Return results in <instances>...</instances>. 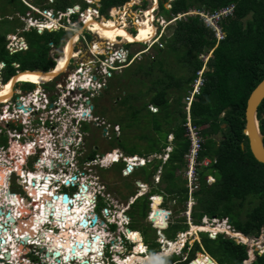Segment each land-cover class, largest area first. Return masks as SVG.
I'll list each match as a JSON object with an SVG mask.
<instances>
[{
	"label": "trees",
	"instance_id": "16d2710c",
	"mask_svg": "<svg viewBox=\"0 0 264 264\" xmlns=\"http://www.w3.org/2000/svg\"><path fill=\"white\" fill-rule=\"evenodd\" d=\"M0 2L2 1L0 0ZM6 2L8 5H12L13 12H21L25 15L27 6L24 5L22 0H6ZM68 2L69 0H56L54 3L48 2V0H32L31 3L46 10L52 8L56 12H64L67 7H71ZM127 2L129 0H102V13L108 12L110 8L123 6ZM166 2L167 0H159L160 9L166 14L172 13L176 17L191 10L213 13L231 5L235 6V11L232 17H227L221 21V27L226 37L220 42L215 37L214 32L205 26L200 17H187L184 20H177L173 35L170 38L163 37L162 39L165 45L164 49H159L157 45L153 47L157 51V61L146 60L145 62L143 60L138 62L135 60L129 66L136 69L130 75L136 77L137 74H143L145 77L151 78L149 85L143 84L142 80L136 78L137 81L140 80L146 86V90L141 89L140 97L149 98V100L144 102L142 106L136 105L134 102L138 99L129 93L123 98L121 104L130 106V109L133 110L132 120L140 128H142V116L146 114L150 118L144 126L149 131L152 129V131L145 136V133L142 135V138L144 136L150 143L154 141L153 150H150L147 154L153 152L154 148H156L157 153H162L168 146V133L173 134L174 150L169 161L164 165L165 169L161 179L162 183H166L164 189L166 197L169 199L174 198L177 203L184 205L187 200V188L182 185L183 181H180L182 177L177 176V173L185 166L184 157L190 148V142L185 136L184 128L187 121V103L185 99L191 91V84L195 81L197 72L203 67L200 55L212 51L213 55L209 59L208 71L205 74L207 82L200 95L195 98L191 105V116L195 125L202 128L208 127L202 130L205 139V150L201 154V159L212 157L216 162L213 166L200 170L201 187L195 193L198 207L194 210L193 220L197 223L204 216L228 217L232 221L235 230L245 236L258 237L264 230V164L259 163L251 153L248 139L243 131L246 124L245 112L250 95L264 80V0H176L172 3L171 12L165 8ZM1 16L2 20L0 22L9 26L13 24L11 29L16 31L20 20L17 18L9 19L13 16L11 13L7 14L5 12ZM105 22L107 21H103V23ZM88 23H96L107 27L120 26L111 21L103 24L94 19L88 20ZM10 33H0V61L6 63L2 78L4 80L5 76H9L4 85L17 74V71L41 70L47 72L53 69L55 61L50 56L51 43L57 48L62 47L64 45L62 39L72 35L71 32L65 30L45 31L39 34L37 30L33 29L23 33L29 49L10 55L7 50V36ZM168 57L174 59V62L184 72L183 74L180 76L175 74ZM14 63H18L20 67L15 68ZM155 69L156 72H154ZM158 71L162 75H157L152 79ZM124 99L127 102H124ZM149 107L156 108L157 112L151 111ZM258 118L261 131L264 134V101L259 107ZM122 123L118 122L122 131H124L128 124L126 127ZM167 127L169 131L165 130ZM153 132L156 135H152ZM214 135L222 137V141L217 143L219 144L217 148L213 138ZM92 154L90 160L96 157L95 152ZM150 154L154 155L155 152ZM134 155L136 153L129 156ZM159 165L155 166V174L152 173V175L157 174ZM17 173L19 175V171ZM22 173L24 181L26 172ZM207 173L215 177L216 182L214 185L206 183ZM27 184L31 186L28 182ZM46 184H43L40 189H35L34 193L36 195L39 193L41 198L46 197L44 200L52 201V195L57 193L54 192L51 196L45 195L49 191ZM53 186L54 183L52 182L50 190ZM142 200L146 201L141 202ZM233 200H236L240 207L245 206L247 202H255V205L244 218L235 217L231 206ZM53 203H55L53 204L55 207L54 217H57V215L60 218L62 217L69 228H74L73 220L75 219L72 220L74 214L70 212L68 217L67 212L63 211L68 206L62 204L61 200ZM148 204L149 199L145 196L138 198L132 206H143L142 214L144 215L145 210L149 208ZM152 204L154 211L162 204V199L158 197ZM220 207H223L221 212H219ZM59 208H61L60 211H58ZM153 211L149 214V218H152L158 227L161 219L154 220ZM147 214L148 210L146 216ZM130 216L132 219L135 218L133 211L130 212ZM182 224L188 229L185 219H183ZM172 226L174 224L170 222L168 229ZM203 235H205V238L202 239V244L207 254L214 258L218 264H244L249 259L247 246L237 244L235 240L222 235L216 240L211 239L207 234ZM130 236L131 240L138 243L142 242L139 233H131ZM205 242L215 243V250L222 255V257L219 256V260L216 259L218 253L216 254L205 245ZM139 248L140 251L145 249L144 246H139ZM198 251H201V247L196 243L192 254L195 255L194 252ZM206 259L208 258L205 255L199 254L195 264H207ZM212 262L209 264H216L214 261ZM149 264H157L156 259L155 262ZM251 264H264V255H257Z\"/></svg>",
	"mask_w": 264,
	"mask_h": 264
},
{
	"label": "rangeland",
	"instance_id": "374dc122",
	"mask_svg": "<svg viewBox=\"0 0 264 264\" xmlns=\"http://www.w3.org/2000/svg\"><path fill=\"white\" fill-rule=\"evenodd\" d=\"M1 1L2 2H0V14L3 15V13H5V12L7 14L11 13V14H13V16L9 17V19H11V20L15 19V18L19 19L20 23H18L17 29H19V30H17V33L22 34L23 29L27 30V28H28L27 18L32 14V10L27 7V10H25V15H23V13H21V12L15 13V12H13L12 5H8L6 0H1ZM77 3H80L82 5L83 9H85L87 7L86 3L83 2V0H69L68 5L74 6ZM156 3H157V7H156V9H153L155 7L154 5ZM172 3L173 2H171V0H167V2L165 3V8L170 12H171V8H172ZM125 5H123V6H125ZM123 6H122V8H120V10H122V12H121V15L120 14L119 15H120V18L124 17V20L120 21L118 19V15H117V17L114 18L113 20H111V22H114L118 25H121L120 23L123 22L122 23V25H124L123 28H124V30H126V32L128 34H130V32L134 33V31L132 29H135L137 32V29L139 28V27L137 28V26H138L137 22L139 20H142L143 18L147 19V17H145L146 16L145 13L150 11L151 15L149 13L148 18L150 19L149 21L151 24V32L154 35L159 32V34H162L166 38H170L173 35L174 28L176 27L177 21H174V18H172V17L175 15L172 13L166 14V12L161 10L160 6H159V0H130L129 3H127V5L125 6L126 9ZM16 12H19V11H16ZM125 12L127 13L126 15H124ZM1 15H0V21L2 20ZM103 15L106 16L107 18H109L107 13H102V16ZM109 15L112 18V15L110 14V12H109ZM113 15H114L113 17H115V14H113ZM153 15H154V18H153ZM205 15L208 16L207 13H205ZM77 17H76V19H77ZM170 17L172 20H170ZM177 18L184 20L187 18V15L185 14L182 16H178ZM11 27H13V24H11V26H9L7 24L0 22V33L15 32V30L11 29ZM154 29L156 30V32ZM72 35H73V33H72ZM72 35H70L69 37L63 38L62 43H64L66 45L68 42L67 40H69ZM134 37L131 35V39H133ZM87 38L90 39L91 37L87 35ZM152 38H153V36H150L149 42H141L138 44L128 45V46H126V49L130 50V52L132 53V56L135 53L140 52V56L136 60L138 62L143 61V60L145 62H146V60L157 61V59H158L157 54H156L157 51L153 48L155 46L153 44L155 42H157V40L152 42V40H151ZM7 42H8V38H7ZM132 42H134V41H132ZM160 44H162V47L158 44H156V45L159 47V49L160 48L164 49L165 45H164L162 40L160 41ZM61 46H62V44H61ZM87 47L88 46L86 44H83V43L80 45V49H82V50H85V48H87ZM63 48L64 47H59V48H56L54 50L51 49V52H50L51 58L55 59V57L57 55H61ZM73 48H74V45H73ZM96 48L100 49L99 47H96ZM10 55H12V54H10ZM72 55H73V53H71V55L69 57H71ZM69 57H68V59H69ZM168 58H169V60H168L169 63H172V67L174 69L175 74L177 76H180L181 74H183L184 72L180 69L179 65L176 64V62H174V59H172V57H168ZM62 59H63V56H60V59H58V60L61 61ZM135 70L136 69L128 67L127 69H124V70L114 74L113 78L109 81L108 88L105 91H103L98 97H95L92 99L93 105L95 107V113L94 114L96 116H99L101 118H105L106 120H108L109 123H111V125H119L118 122H121V123L123 122L122 124L125 126L128 124V127L126 126L127 128H125V130L121 132V136L119 134H118L119 136H117L113 132L104 133L102 129L95 128L94 125H91L92 123H85L83 126L79 125L78 128L76 129V132L74 135L76 137H78V139H79V137H81L80 138L81 141L78 140L77 143L75 144V148L77 149L76 150L77 152H75V154H76L75 157H77L76 160H77V163L79 165L78 168L81 170L84 168V169H86L85 173H88V175L83 176V179H78V181H83L84 183H87L91 187L90 193H92L93 195L96 194L95 195L96 196L95 201H96V203H98V207H102V204H107V206L109 205L110 208L108 207L107 209H111V210H109V214H110V217L113 218L112 219L113 223H114V221H116V222L118 221L117 224L112 226V230L110 231L112 234L110 235V237H113L115 235L120 236L121 233H124L123 238L122 237L121 238H122V241H126V247L120 248V250H122L124 252L123 255L126 256V254L128 253V254H133V256H134V253L138 254L139 252H145L144 256L145 257L147 255H149V256H147L146 258L142 257V260L141 259L136 260L133 263L134 264H149V263L155 262V259H156V263L159 264L158 262L160 260V257L162 256V252H161V247H162L161 245L162 244H161V239H160V236L158 234L157 228H161V229H163L164 227L166 228L167 225L165 223L166 221H165L164 217L167 215V213L160 211V209H162V207H160V209H159V206L161 204L156 209H154V211H153L154 220L155 219H159V220L161 219V222L159 223L160 225H158V227H157L156 225H153V223L151 222L152 218H150L151 221L149 220V217H150L149 212L151 211V204L152 203L149 202L150 204H148L149 205V208L147 209L148 210V216H146L147 210H145L144 215L142 214V210L144 209L143 206L140 205L137 207H133L132 205L134 204L133 202L136 200V196H137V194L134 195V193H138V192H141L143 194L147 193L146 197H148L152 193L156 194L157 193L156 190H157V191H159L158 194H162V195L166 196V191L164 190L166 183H164V182L162 183V179H161L162 175L160 177V181H158V182H157L156 178L154 179V177H153L154 175H152V173L155 174V167H154V169H152L153 166H156L155 164H157V165L160 164L159 170L161 169L162 173L165 169V167H164L165 164H162L160 161H155L154 162L155 164L153 163V164L148 165L145 168L137 169L132 174L126 176L124 174V168H125L124 163L111 164V162L109 161V158H112V157H117L116 160L112 161V163L114 161H118V156L115 153L116 151H120L121 153H124L126 155H133L136 153L139 156H145L146 157L147 152H149L150 150H153L154 141H152V143H150L147 139L144 138V136L146 134H148L152 131V129H151V131H149L147 129V127L144 126V124H147L149 122L150 118H148L146 116V114L143 115L142 120H141L142 128H140V126H137L134 123V121L132 120L131 114H132L133 110L130 109V106L129 105L126 106V105L121 104V101L123 100V98L129 93H131L136 99H138L137 101L134 102L136 105L142 106V104H144V102H147L149 100V98H141L140 97V91H141V89L146 90V86H144L143 84L149 85L151 83V78L145 77L143 74H137L136 77H134L133 75H130ZM2 72L3 71L1 69L0 70V87L2 84L4 85V82H6L7 79L9 78L8 75L5 77L3 76L4 77V80H3ZM62 72H66V69L64 68V70H62ZM154 72H156V69ZM157 73L152 77V79H154L157 75H162V73L159 71ZM61 77H62V75H61ZM61 77H59L56 80L54 79V81L52 80V82L50 81V83L48 84V87H52L56 81H59L61 79ZM136 78L142 80L143 84L140 82V80L137 81ZM22 88H31L29 90V91H31L35 87H31V86L29 87L28 84H23L22 86L18 85L17 87H14L13 100H14V98H16L19 95V93H22L21 92ZM187 97H186V99H187ZM124 102H127V101L124 99ZM130 102H132V101H130ZM149 109L151 111L153 110L151 107H149ZM15 125H19V127H18L19 130L23 129V127L20 126V123H11L8 125V127H7L6 123H0V130L5 132L3 134L0 133V164L9 166L10 168L14 169L11 172L12 175L11 174L9 175L8 182L13 183L12 186L14 188L12 190L14 192H17V193L23 195L24 197H26L25 191L22 190V188H24L25 185L19 184V181L21 180L20 175H18V173L15 171L16 168H14V165L15 164L20 165L21 164L20 161H22V157H26V156L28 157V155H31L33 152L29 148H26L25 150H23V145H19L21 143H18L16 140H13L10 137V133L13 131V129H15V127H14ZM223 127L225 128V126H223ZM207 128L208 127H206L205 129H207ZM165 130L169 131L168 127ZM7 133H9V134H7ZM143 134H144V136H143L144 139L142 138ZM63 135H64V137H66L65 134H63ZM152 135H156V134L153 132ZM170 135H171V133H168L167 138H168V141L170 140L169 144L173 145L172 144L173 140H172ZM67 137H68V134H67ZM213 138H214V141L216 142L215 146L217 148L219 145L217 143L222 141V137L219 135L218 136L214 135ZM68 141L71 142V140H68ZM95 148H96V152H95ZM155 149L156 148H154L153 152H156ZM70 152H72V149L70 150ZM93 152L96 153V155H95L96 157H95V159L90 160V158L92 159V156H93L92 153ZM153 152L151 151L150 153H153ZM34 154L35 155L32 158H27V157L25 158V160H24L25 164H24V166L20 165V168H21L20 170L21 171L27 170V172L25 173V178H24L23 182L26 183L27 186H29L27 184V182L31 185L27 188L26 192L28 193V196L33 197L35 199V201H37L35 203V205H37L35 207L36 211L30 212L29 208H27V206L21 202L20 198L15 197L14 195L13 196L11 195V198H9L10 201L8 202L10 207H11L10 211L14 214V216L12 215L14 217L13 219H15L16 221L18 218H20V216L26 215V213L28 211H29V214L30 213L32 214L31 219L28 221L23 220V219L21 221L18 220L19 221V226H17L18 233L22 234V233L29 232L31 230V227H34L35 225H37L39 223V219L42 218V217L37 218L38 222H34L35 216L38 213L44 215V217L42 218L44 220V222H43L44 226L47 225V222L50 220L49 224L53 225L52 228H56L57 226H59V227L62 226L64 228V225H65L67 230H68L70 228L68 227V224L64 220L60 219V217H58V215H57V217H54V215H51V212L49 211V209H47V206L45 205L47 200H44V198H46V197L41 198V196H37L36 193H34L36 191L35 187L32 185V183L29 180H27V178H28L27 173L28 172L29 173L39 172V170H42L43 173H45V174H46V171L51 172V170L44 168L45 165L42 164L43 158H42V156L40 157V155H38L40 153H34ZM70 154H71V157H73V154L72 153H70ZM52 155L56 156L57 154L52 152ZM65 157H66V159H65L66 162L63 163L65 165H61L62 168H68V165H67L68 162L72 161L75 158L74 157V158L70 159V157H68L67 155H65ZM101 159L105 160V162H102L103 164L101 163ZM211 159H214V158H211ZM86 160H88V161L86 162ZM54 161H55V163H57L59 165L61 164V163H59V159H55ZM13 163H14V165H13ZM56 167L57 166L55 165V168ZM52 168L54 169V167H52ZM43 169H45V171ZM67 170L71 171V169H67ZM183 170L184 169L180 170L177 173V176H181V173ZM55 171H56V169H55ZM74 176H76V174ZM43 179H42V181H43ZM46 180H48L47 181L48 183L47 182H46L47 184L45 183L46 188L49 187V191H51L52 194H54V192H58V189H56V188H51V190H50L51 183L52 182L54 183V181H50L48 176L44 179V181H46ZM138 181H141L144 184H146L148 188H146L144 186V188H142V191H139V188L137 186ZM180 181H184V180L180 179ZM9 183H8V185H9ZM65 183H66V181H65ZM71 183H78V182L76 180V181H71ZM55 184H56L57 188H60V185H58L57 182ZM211 185H214V184H211ZM183 186H185V185H183ZM63 188H65V187H63ZM65 189L69 192V194L75 192L74 188H71V189L65 188ZM60 192L63 193V194H61V196H63L64 190L62 189ZM9 193L11 194L10 191H9ZM125 196H126V199H125ZM80 197L81 196H79L78 199ZM1 198L2 197H0V199ZM149 199L151 201V197ZM171 200L175 201L174 198L169 199V198L165 197V204L163 205V207L165 208L164 210L171 209L172 211H174V215L171 216V220H169V222H172L174 224V226H172L168 230H165L164 233H165L167 239H169L170 241H176L178 239L177 234L179 232H184L185 230H187L186 227L182 226L183 225L182 224L183 219H185V218H183L185 216V212H184L185 207H184V205H182V206L173 205V202H172V204L169 203V201H171ZM16 201L18 202V204L16 203ZM144 201H146V200H142L141 202H144ZM73 202L75 203V201H73ZM48 204H50V203H48ZM82 204H83V206H88L89 202H84ZM184 204H185V202H184ZM195 205H196V201H194V207H195ZM254 205H255V202H252V203L247 202L245 206L240 207L238 205V202L236 200H233V204H231L232 209H233L232 211H234L233 216H235V217L240 216V217L244 218L250 212V209H252ZM77 206L78 205H76V206L74 205L75 210H76ZM132 207H133V209H132ZM196 207H198V206H196ZM18 208H26V210H18ZM48 208H50V207H48ZM90 208H91V206L88 207L89 211H90ZM60 209L61 208H59L58 211H60ZM68 209L69 208H67V210ZM222 210H223V207H220L219 212H221ZM69 211L71 212L72 210L70 209L67 211L68 217L70 216ZM131 211H133V213L135 215V218H133L134 220L130 216ZM49 212H50V214H49ZM76 212H79V214L81 213L79 210H76ZM56 214H60V213H56ZM120 214L128 217V219L126 220L125 218H123V220H125V221H123ZM57 219L60 220V222L58 224L56 223ZM73 219H75V220H73ZM101 219H103L102 213H101ZM72 220H73L75 227H76L74 229H78V231H81L80 228H82V230L90 229L89 227L83 228L81 226H80V228H78V224L82 220L81 214H80V216H78V218L72 217ZM162 221H163V223H162ZM123 222H124V226H121V224ZM25 225H27V227H25ZM109 228L111 229V227H109ZM129 229H131L133 231L137 230L135 232H139L140 235H142L141 240L143 238L145 245L149 246L148 251H147L146 247H145V250L142 249L141 251L139 250L140 248L138 246L134 247V248L132 247L133 246L132 244H134L135 242H132L127 236V234H128L127 232ZM206 229L207 228H203L202 230H206ZM67 230L66 231H64V230L60 231L58 233V235H55V232L49 233L45 230V233H46L45 235L49 239H50V236L52 235L51 238L53 240L54 247L58 248L57 251L60 250V252H62L63 250L67 249L71 253H75V254L84 253L83 250L85 248H83L81 250L77 249L76 252H72V246L75 245V242H76L78 236H74L72 232L68 233ZM198 231H201V229H198ZM30 232H32L31 236L33 239H34V236L36 235V233L38 234V232H35L34 230H31ZM47 233H49L50 235H47ZM236 234H238V233H236ZM87 235H89L87 232L81 234L80 238H78V240L79 241L82 240V242H84V244L86 245L87 244L86 243ZM13 236L17 237V235L15 233H13ZM199 236L201 237V239L205 238V235L201 234ZM40 237H42V236H40ZM44 237L45 236L43 235L42 238H44ZM1 238H3V237L0 235V239ZM244 238L242 237L241 240L246 241L245 243H247V239L245 238L246 239L245 240ZM19 240L20 239L18 238V241ZM35 241H39V240H35ZM193 241H191L190 243H192ZM248 241H249V239H248ZM59 243H60V245H62V247H60V246L58 247ZM249 243H250L249 244L250 247H249L248 253L252 254L251 255L252 261H254L257 254L258 255H264V230H263V232L260 233V235L258 237H253V236L250 237ZM172 244H175V242ZM183 244H184V242H183ZM214 244L215 243H213V242L212 243L205 242V245H207L211 250H213L217 254L218 252L215 250ZM85 245H84V247H85ZM122 245H123V243H122ZM178 246H180V245H178ZM6 247H7V249H5V250L2 249V251H4L3 253L0 250V255H2L4 257H5V254H9L10 252L12 254V252H13V250L9 247V244H7ZM202 247H203V251L206 252L204 245H202ZM132 248L134 249L133 251H132ZM177 248H179V247H176V249ZM252 249L254 250V252ZM31 250H32L31 254L38 257V259L41 261L42 264L52 263L49 259L43 258L44 257L43 255H39L37 252H35L36 251L35 249H31ZM16 251H17V249H16ZM84 251H86V250H84ZM33 252H35V253H33ZM169 252L170 251H168V247H166L164 254L171 255L173 253L172 252L169 254ZM197 253H199V252H197ZM89 254H90V256H92V258L95 259V260H93V259L92 260L97 261L99 264V262L101 261V260H99V258H101V256H102L101 248L99 246H97L94 253H89ZM155 254H157L156 257H154ZM196 254L195 255L191 254L190 260H192L196 256ZM151 256H153V258ZM174 256H176V257L171 258V259H168V258L162 259L161 260L162 264H172L175 261L180 259V256H178V255H174ZM205 256L208 258L205 261H207V263L209 264L211 262V258L208 255H205ZM219 256L222 257V255L220 253H218L216 255L217 260H219ZM22 257H25V256L23 255ZM19 260H21V259L19 257L17 258V252H16V260L15 261H13L12 259H11V261H8V260H6L5 262L0 261V264H15V263H19L20 262ZM22 260H24L25 264H41V263H38V261L34 260L33 258H26L25 257V258H22ZM55 261H56V259H55ZM114 263H115V261H114ZM118 263H119V261H118ZM94 264H97V263L94 262ZM180 264H183V263H180Z\"/></svg>",
	"mask_w": 264,
	"mask_h": 264
},
{
	"label": "built area",
	"instance_id": "2783aa9c",
	"mask_svg": "<svg viewBox=\"0 0 264 264\" xmlns=\"http://www.w3.org/2000/svg\"><path fill=\"white\" fill-rule=\"evenodd\" d=\"M84 1L87 5L85 9H83L81 6H74L66 8L64 12H56L55 10L41 11L32 5V0H22V2L32 10V13L35 12L40 16L39 18H36L35 15L31 14L27 18L28 30L37 29L40 33H44L45 31L56 32L65 30L66 32L73 33L74 37L78 36V39L75 42L73 48L74 57H72L70 63H68L66 72L60 73L55 78L56 80L62 75L61 79L56 81L52 87H48V84L50 83L48 82L41 85L36 84L35 88L31 91H29L31 88H22V93H19V95L14 98V100V93H12L8 101L0 103V123H6L7 127L11 123H20V126L23 127L22 130H19V125H15V129H13V131L10 133V137L13 140L21 143L19 145H23V150L29 148V145H31V151L33 153H40L42 158L45 157L48 151L57 154V159H59V163L61 164L59 165L53 160L54 163H52V166L54 169L48 173V177L50 181H58L57 183L60 185V188L56 187L58 191H61L62 187L68 189L77 187L78 183H72V185L65 184V181L71 180V177L74 176L75 172L81 176L80 179H83V176L87 175V173H85L86 169L83 168L81 170L78 168L79 165L76 160L77 157H75V152H77L75 144L78 140L81 141V137L78 139V137L74 135L79 125L83 126L85 123H92L91 125H94L95 128L102 129L104 133L113 132L117 136L121 134V126L111 125L104 118L94 114L95 107L93 105L92 99L98 97L108 88L109 81L113 78L114 74L129 67L133 61L137 60L140 56V52L135 53L132 56L130 50L126 49V46L138 43H127L124 42L120 37H117V39L119 42L123 41L122 43L111 44L109 41H106L104 47L100 48L98 52H94L92 50L93 43L103 41L96 37L91 27H86L88 20L94 19L95 21L102 23L103 21H110L114 19L112 13L115 11L118 15V19L123 21L124 17L120 18L122 12L120 8H122V6L111 8V10L108 11V15L110 12L112 18L110 15L109 18H106L102 16V6L96 8V0ZM174 1L176 0H171V2ZM51 2H54V0H51ZM125 6L123 7L126 9ZM234 11L235 6L231 5L213 13L200 10H191L188 13L179 14L177 17L185 14L187 17H200V19L203 20L205 26L214 32L215 37L220 42L226 37L221 27V21L227 17H232L234 15ZM205 13H207L208 16H206ZM177 17L173 16L172 18H174V21H177L179 20ZM123 26L124 25H120V27ZM132 30L134 33H130L136 36L138 33L135 29ZM86 34L91 36L92 39L89 40ZM163 37L164 36L159 34V32L155 34L151 40L152 42L157 40V42H155L153 45L158 44L162 47L160 41L163 39ZM71 39L67 40V44L62 46L64 48L61 55H57L55 59L53 58L56 62L55 69L58 66V57L64 55V50L66 47H68V43L71 41ZM82 43L88 46L85 48V50L80 49V45ZM50 46L52 50L57 48L53 43H51ZM28 49V43L21 36L10 35L8 37L7 50L11 54H15L20 51H26ZM212 55V51L210 53L200 55V60L203 62V67L197 72L196 79L191 84L189 96L187 99H185L187 103V121L184 124V128L185 136L190 142V148L184 158L185 169L182 171L181 176L185 181L187 188L188 203L186 209L187 211L185 212L187 215L190 214L191 208L194 207L195 193L201 187L200 170L210 166L213 163V161L208 158L201 159V154L205 150V139L202 135V128L193 123L191 116V105L195 98L200 95L202 89L206 85L207 79L205 74L208 71V62ZM5 68L6 65L0 62V70L2 69V71H4ZM13 78L14 77H12L11 80ZM23 84H28L30 87L35 83H32L31 81H21L17 82L14 87H17L18 85L22 86ZM153 110L157 111V109ZM0 133L3 134L5 132L0 130ZM63 134H65L66 137H64ZM171 138L173 139V136H171ZM68 140H71V142ZM71 149L72 152H70ZM70 153L73 154V157H71ZM115 153L118 156V160H123L122 162L126 164V167L131 168L132 171L136 168H139L140 166H144L146 162L150 163L154 160L124 156V154L120 151H116ZM65 155L70 157V159L75 157L72 161L68 162V168H62L61 166L65 165L63 164L66 162ZM154 158L156 159V157ZM157 159L161 161L163 157L159 156ZM167 159L168 156L166 155L163 159V162ZM141 161H144V165L140 163ZM102 162H105V160L101 159V163ZM116 163H118V161H114L111 164ZM54 164L57 166L56 168ZM49 166L50 165L46 164L44 168L49 169ZM67 169H71V171ZM40 173L42 174L41 171ZM161 175L162 172L160 169L154 176V179L156 178L157 182L160 181ZM206 181L209 185L215 183V179L212 176H207ZM142 185L148 188L146 184ZM152 199L155 200L154 197ZM173 205H177L176 200L173 202ZM168 215H173L172 211H170ZM106 216L108 217L107 223H109L111 226L117 224L116 221L113 223V218L110 217L109 212L106 214ZM168 219L169 218L166 220ZM149 220L151 221L150 218ZM2 222L3 221L0 223L2 224ZM151 222L153 225H156L153 220ZM212 223H216L215 225L222 227V230L231 237H236L237 234H233L235 230L228 218H223L221 221L217 218H213ZM218 231L222 232L220 229ZM16 235L18 234L16 233ZM184 237L185 235L183 234L179 235L180 240L184 239ZM28 242L32 244V246H36L39 243L38 241H34V239H30ZM144 247L147 248V251L149 250L147 245ZM3 252L4 251H2V253ZM132 256L133 254H128L125 259L120 261L126 262L127 259ZM0 258L4 259V256L0 255ZM89 258L91 259L92 263L96 262L98 264L97 261L92 260V256H87L85 259ZM117 259L118 258H116L115 263L118 264ZM99 264L104 263L99 262Z\"/></svg>",
	"mask_w": 264,
	"mask_h": 264
},
{
	"label": "bare ground",
	"instance_id": "6f19581e",
	"mask_svg": "<svg viewBox=\"0 0 264 264\" xmlns=\"http://www.w3.org/2000/svg\"><path fill=\"white\" fill-rule=\"evenodd\" d=\"M157 6V4H155V7ZM154 7V8H155ZM149 13L151 14V12L150 11H148V12H146L145 14H146V16L145 17H147V19H145V18H143L142 20H139L138 21V26H137V28L139 29H137V35L134 37V35H132L131 33V35L134 37L133 39H131V36H130V34H128L127 32H126V30H124V28L123 27H120V26H111V27H107V26H105V25H99V24H96V23H89V24H87L86 25V27H91V29H92V31L95 33V35H96V37L98 38V39H100V40H102L103 42H95V43H93V45H92V49H93V51L94 52H97L99 49H97L96 47H99V48H102V47H104V44H105V42L106 41H109L111 44L113 43V44H118V43H122L123 41L124 42H127V43H139V42H149V38H150V36H155L152 32H151V24H150V19L148 18L149 17ZM144 14V15H145ZM111 21V20H110ZM108 22V21H107ZM107 22H105V23H107ZM105 23H103V24H105ZM122 25V24H121ZM155 30V29H154ZM155 32H156V30H155ZM122 33H123V35H122ZM117 37H120V38H122L123 39V41L122 42H119L118 41V39H117ZM77 39H78V36H76V37H73L72 39H71V41H70V43H68L69 45H68V47H66L65 48V52H64V55H62L63 56V59L61 60V61H59L58 60V66H57V68L55 69H53V71L52 72H50V73H48V74H43V73H38V72H31V73H34V74H31V73H28V74H25V73H20V74H18L15 78H13L11 81H9L6 85H3L2 87H1V94H0V103H2V102H5V101H8L9 100V98L11 97V95H12V93H13V88H14V86H15V84L17 83V82H25V81H27V82H32V83H35V84H37V85H41V84H45V83H48V82H50V81H52V80H54L60 73H62V70H64V68L66 69V67H67V65H68V63H70V61H71V59H70V55H71V53H73V45L75 44V42L77 41ZM132 41H134V42H132ZM65 56V57H64ZM68 57H69V59H68ZM58 59H60V57H58ZM29 149L30 150H32L30 147H29ZM35 154L34 153H32L31 155H28V157L27 158H32L33 156H34ZM38 155H40V157H41V154H38ZM25 157V158H26ZM56 156H54V155H52V152L51 151H48V153L45 155V157H43V161H42V164H44V165H46V164H48V165H50L49 167V170H51L52 171V163H54V161L53 160H55V159H57V157L55 158ZM55 158V159H54ZM116 158L117 157H112V158H109V161L112 163V161L113 160H116ZM25 159H24V157H22V161H20V165H23L24 166V164H25V161H24ZM13 161V160H12ZM13 165H14V163H13ZM20 165H14V168H16V172L17 171H19V174L21 173V172H27V170H24V171H21L20 169ZM142 165H144V164H142ZM42 167V166H41ZM39 168V167H38ZM40 169V168H39ZM14 169L13 168H10L9 166H6V165H3V164H0V197H2L1 199H0V208H1V205H2V207L4 208V210L6 211V210H8V211H10V209H11V207H10V205H9V198H11V195L13 196H15V194L14 193H12L11 192V194L9 193V191L10 190H8V188H7V186H8V180H9V175L11 174V172L13 171ZM40 171L42 172V174L40 173ZM45 171V170H44ZM48 171H46V174L45 173H43V171L42 170H39V172H31V176H29L28 175V178H27V180H29L31 183H32V185L35 187V189H40L41 187H42V185L43 184H45L48 180H46V181H44V179L48 176V173H47ZM29 173V172H28ZM27 173V174H28ZM127 173H130V171H128ZM12 175V174H11ZM44 179H43V178ZM42 179H43V181H42ZM57 179V178H56ZM55 182H58V181H54V183ZM35 183V184H34ZM66 184V183H65ZM137 186H138V188H139V191H142V188H144V186L139 182V184H137ZM52 188H56V186H53ZM82 190H83V188L81 187L80 188V192H76V199H75V203H73V205H78L77 207H76V210H81V209H83V211H80L81 213V215H82V219L84 218V217H90V216H93L92 214H89L90 212H89V210H88V207L89 206H91L92 207V205H93V203H94V198H92V195L89 193V192H87V191H84L83 190V192H82ZM89 190V189H88ZM38 192H40V190H38ZM8 194L7 196L5 195V194ZM137 194V196H136V200L138 199V198H140V197H143V193H141V192H138V193H136ZM135 194V195H136ZM78 195V196H77ZM79 196H81L79 199H78V197ZM60 200H58L57 202H59ZM88 201H92L91 203H89V205L88 206H83V204L82 203H84V202H88ZM16 203L18 204V202L16 201ZM18 210H26V208H18ZM76 210H75V213H74V218H78V216H80V214L79 215H77V212H76ZM11 212V211H10ZM28 214V213H27ZM84 215V216H83ZM121 215V218H122V220H123V218H126V220L128 219V217H125V216H123L122 214H120ZM25 217V215H22V216H20V218H18L17 219V221L18 220H22L23 218ZM40 217H44V215H42V214H40V213H38V214H36V216H35V219H34V222H38V220H37V218H40ZM39 219V223L37 224V225H35L34 227H33V230L35 231V232H38V233H41L40 234V236H42L43 237V235L45 236L43 239H44V242H50V246H53V248H54V250H57L58 248H55L54 247V243H53V240H52V235L50 236V239L49 238H47V236L45 235L46 233H45V231H43V232H41L40 231V229H42V227L44 226V224H43V222H44V220L43 219ZM6 221V220H5ZM123 221H125V220H123ZM49 222H50V220L47 222V225H45V226H48V224H49ZM98 222L99 221H97V224H98ZM165 222V221H164ZM54 223V222H53ZM160 223V222H159ZM163 223V222H162ZM94 225V226H91L92 225V222H91V225H90V229H86V231L85 230H82V228H80V224H78V228H80V230L81 231H78V229H74V228H76V227H74V228H70V232H72L73 233V235L74 236H78V238H80V235L81 234H83V233H88V234H92V233H94V232H97V230H98V225ZM7 225H9V224H7ZM160 225V224H159ZM53 226V225H52ZM121 226H124V222L121 224ZM58 227V229H60V231H62V230H64V231H66L67 230V228H66V226L64 225V228L62 227V226H57ZM103 228V227H102ZM14 229V228H13ZM200 229V228H199ZM203 228H201V231H207L208 229H206V230H202ZM15 230L17 231V233H18V230H17V227H15ZM198 231V229L197 228H193V230H191V235H193L194 234V232H197ZM14 231V230H13ZM13 231L11 232V231H7L6 233H7V240H8V242H7V244H9V247L10 248H12V250H13V252H12V254H11V257H10V259H12L13 261H15V259H16V247H18V244L16 243L17 241H18V239L17 240H15V238H14V236H13ZM31 231V230H30ZM26 232V234L27 235H25V233H22V234H19L18 233V235H17V238H19V237H24V240L26 241V239H30V237H32L31 236V233L32 232ZM128 234H127V236H128V238L130 239L131 238V236H130V234L131 233H139V232H131V231H129V232H127ZM193 233V234H192ZM140 234V233H139ZM4 235V234H3ZM47 235H50L49 233H47ZM103 236V235H102ZM236 236H238V239H242V237L244 238V236L243 235H240V234H237ZM26 237V238H25ZM42 237H40V238H42ZM72 237V236H71ZM140 237H142V235H140ZM245 239V238H244ZM247 239V238H246ZM245 239V240H246ZM131 240V239H130ZM20 241V240H19ZM132 242H135V243H137V246L139 247V246H144V242H141V243H138L137 241H133V240H131ZM27 242V241H26ZM57 242V241H56ZM183 242V241H182ZM243 242H246V241H243ZM249 241H248V239H247V243H248ZM182 243L180 242V243H178V244H172V245H170L169 247H168V251H170L169 252V254L170 253H172V252H174L175 250H177V249H181L182 247V245H181ZM22 245V244H21ZM25 245V244H24ZM30 245H32V244H30ZM44 245V244H43ZM178 245H180V246H178ZM4 246H6V245H0V249H3V250H5V249H7V247H4ZM62 247V245H60V243L58 244V247ZM136 246V247H137ZM146 246V245H145ZM4 247V248H3ZM20 247V246H19ZM35 247V246H34ZM102 247V246H101ZM176 247H179V248H177L176 249ZM20 248H22V247H20ZM143 248V247H142ZM145 248V247H144ZM147 249V248H146ZM38 250V249H37ZM140 250V249H139ZM145 250V249H144ZM2 251V250H1ZM58 251H60V250H58ZM80 252V251H79ZM83 252L84 253H80V254H75V253H71L70 251H68L67 249L66 250H63L62 252H61V257H63V259H56V261L54 260V259H52L51 257L50 258H47V259H49L51 262H53V263H50V264H75V262L76 263H78V264H82L83 262H84V260L83 259H85L87 256H90V254L89 253H87L86 251H84L83 250ZM11 253V252H10ZM9 253V254H10ZM37 254V253H36ZM44 254V253H43ZM66 255H70V259L69 260H66ZM145 255V252H139L138 254H135L134 253V256H132V257H130V258H128L127 259V261L126 262H123V261H120V258H118V261H119V263L118 264H134L133 262L134 261H136V260H142V257ZM17 256H18V253H17ZM41 257V256H40ZM141 257V258H140ZM54 258V257H53ZM149 258V257H148ZM153 258V257H152ZM212 260V259H211ZM212 261H214V260H212ZM211 261V262H212ZM215 262V261H214ZM13 263V262H12ZM216 263V262H215ZM208 264V263H207Z\"/></svg>",
	"mask_w": 264,
	"mask_h": 264
},
{
	"label": "flooded vegetation",
	"instance_id": "af4514ba",
	"mask_svg": "<svg viewBox=\"0 0 264 264\" xmlns=\"http://www.w3.org/2000/svg\"><path fill=\"white\" fill-rule=\"evenodd\" d=\"M130 1V0H129ZM127 3H129V2H127ZM127 3H125V4H127ZM124 4V5H125ZM157 4V3H156ZM155 6V5H154ZM153 6V7H154ZM157 7V6H156ZM156 7L155 8H153V9H156ZM29 8V7H28ZM154 12V11H153ZM113 14H115V17L114 18H116L117 17V13L114 11L113 13H112V15ZM151 15V14H150ZM109 16V15H108ZM107 18V17H106ZM153 18H154V15H153ZM131 35V34H130ZM71 37H73V35L71 36ZM91 37V36H90ZM71 39V38H70ZM92 39V37L89 39V40H91ZM89 46H90V43H89ZM74 55V54H73ZM71 56L70 57V59H72V57H74V56ZM31 74H34V73H31ZM105 119V118H104ZM106 120V119H105ZM107 122H108V120H106ZM109 123V122H108ZM111 124V123H110ZM120 126V125H119ZM121 132H122V129H121ZM120 136H121V134H120ZM95 152H96V148H95ZM134 156H137V155H134ZM146 159H150L149 158V156L148 157H145ZM20 183H22V185H25L24 186V188H22V190H24L25 191V193H26V197H24L23 195H21V194H19V193H17V192H14L12 189L14 188L13 186H12V184L13 183H9V185L7 186V188H8V190H10V192H12V193H14L15 194V197H19L20 198V200H21V202L24 204V205H26L27 206V208H29V210H30V212H35L36 210H35V207L37 206V205H35V203L37 202V201H35V199L33 198V197H31V196H28V193L26 192V190H27V188L29 187V186H27L26 185V183H23V181H19V184ZM54 185L56 186V184L54 183ZM64 190V195H66L67 197H68V199L69 200H72V201H75V196H76V192L78 191V192H80V189H78V190H76L75 189V192L74 193H71V194H69V192L65 189V188H61V190ZM57 194H55V195H52V198H53V196H57L58 197V199L60 200L61 199V194H63V193H61L60 191H58V192H56ZM100 197V196H99ZM92 198H94L95 200H96V197H95V195H93L92 194ZM125 199H126V196H125ZM94 200V203H93V205H92V207L90 208V213L89 214H92L94 217L95 216H97V219H98V230H97V232H94V233H92V234H89V241L91 242V246H90V248L91 249H96V247L97 246H99L100 248H101V250H102V256H101V258H99V260H101L100 262H102V263H104V264H116V263H114V261L116 260V258H120V260H123V259H125L126 258V256L128 255V253L126 254V256L125 255H123V251L122 250H120V248L121 247H126V241H122V238H123V236H124V233H121V235L119 236V235H115V236H113V237H110V235L112 234L110 231L112 230V226L109 224V223H107V220H108V217L106 216V214H108V207L110 208V206L108 205L107 206V204H103V206L102 207H98V203H96V201ZM58 200H54V198H53V200L52 201H46V206H47V209H49L48 208V203H53V202H57ZM154 201V200H153ZM152 201V202H153ZM62 202V201H61ZM151 202V203H152ZM74 203V202H73ZM53 204H55V203H53ZM150 204V203H149ZM153 204H151V206H152ZM95 206V207H94ZM72 210H73V213H75V209H74V205H72ZM109 210H111V209H109ZM99 211V212H98ZM92 212V213H91ZM125 212V211H124ZM28 213V214H27ZM26 213V215H25V217L23 218V220H26V221H28V220H30L31 219V217H32V214L30 213L29 214V211ZM101 213H102V217H103V219H101ZM172 213L174 214V211H172ZM8 214H10L11 215V217H12V219L14 218L13 216H14V214L12 213V212H10V211H8V210H4V208L1 206V208H0V222L1 221H3L2 222V224L0 223V235L3 237V238H1L0 239V244L1 245H7V244H2V240H7V235H5V233L7 232V231H13L14 229H15V227H17V226H19V221H16L15 219H14V221L12 222V221H10V218H7L6 216L8 215ZM13 215V216H12ZM93 216H90V217H84V219H86L88 222H89V227H90V225H91V222L93 221V220H91L90 218L91 217H93ZM118 218V217H117ZM119 219V218H118ZM6 220V221H5ZM169 220H171V218L169 217ZM168 220V221H169ZM118 222V221H117ZM103 223V224H102ZM7 224H9V225H7ZM92 226V225H91ZM94 226V225H93ZM53 226H52V224H48V226H43L42 227V229H40V231L41 232H43V231H47V232H49V233H54L55 232V235H58V233L60 232V229H58V227H56V228H52ZM103 227V228H102ZM109 227H111V229L109 228ZM14 228V229H13ZM33 227H31V230H33L32 229ZM117 228V227H116ZM158 230V229H157ZM86 231V230H85ZM137 231V230H136ZM67 232L68 233H70V229H68L67 230ZM13 233H17V231L15 232V230L13 231ZM4 234V235H3ZM18 234V233H17ZM40 234L41 233H36V235L34 236V239L35 240H39L38 242V244L34 247V246H32V245H30V243L27 241H25L24 239L23 240H21L20 239V241H17L16 243H19L18 244V247H16V249H17V253H18V256H17V258L19 257L21 260H19L20 262L19 263H15V264H25V262H24V260H22V258H33L34 260H37L38 261V263H41V261L38 259V257H36V256H34L33 254H31V252H32V250L31 249H35L36 251L35 252H37L39 255H43L44 257L43 258H45V259H47V258H52V259H63V257H56L54 254L56 253V252H60V251H57V250H54V248H53V246H50L51 244H50V242H44L43 240V238H40ZM103 235V236H102ZM99 237V240L95 243L94 242V239L96 238V237ZM122 237V238H121ZM15 238V240H17L18 238L17 237H14ZM26 238V237H25ZM30 239H33L32 237H30ZM29 239V240H30ZM34 240V241H35ZM7 242H8V240H7ZM86 243H88L87 241H86ZM94 243H95V245H94ZM122 243H123V245H122ZM22 244V245H21ZM25 244V245H24ZM44 244V245H43ZM22 247V248H20V247ZM102 246V247H101ZM137 246V243H136V245H134V246H132L133 248L134 247H136ZM86 247H88L87 246V244L85 245V248ZM132 248V251L134 250ZM15 249V250H16ZM38 249V250H37ZM35 252H33V253H35ZM29 253V254H28ZM44 253V254H43ZM90 253H94V251H92V252H90ZM10 255V257H11V253L9 254ZM25 256V257H22V256ZM156 255L157 254H155L154 255V257H156ZM67 256V255H66ZM65 256V257H66ZM10 257H9V259H7V257H6V254H5V257H4V259H2V258H0V261L1 262H5L6 260H8V261H11V259H10ZM54 257V258H53ZM145 257V256H144ZM151 257H153V256H151ZM146 258V257H145ZM16 260V259H15ZM93 260H94V258H93ZM85 261H87L88 262V264H94V263H92V261H91V259L89 258V259H86ZM53 263V262H52ZM42 264V263H41ZM75 264H78V263H76L75 262Z\"/></svg>",
	"mask_w": 264,
	"mask_h": 264
},
{
	"label": "clouds",
	"instance_id": "9594fccd",
	"mask_svg": "<svg viewBox=\"0 0 264 264\" xmlns=\"http://www.w3.org/2000/svg\"><path fill=\"white\" fill-rule=\"evenodd\" d=\"M50 2H51V0H49ZM56 0H54V2H55ZM86 3V2H85ZM74 37V36H73ZM72 37V38H73ZM56 67V62H55V66H54V68ZM53 68V69H54ZM128 68V67H127ZM126 68V69H127ZM36 86V84H33V86L32 87H35ZM152 109H156V108H154V107H151ZM153 112H157V111H154V110H152ZM203 130V129H202ZM168 148V147H167ZM167 148L165 149V151L167 150ZM164 151V152H165ZM188 153V152H187ZM186 153V154H187ZM124 154V153H123ZM125 156H128V157H138V158H140V159H146L145 157H141V156H129V155H126V154H124ZM165 156L166 155H164V158H165ZM167 156H168V159L166 160V161H164L163 162V159H161V163L162 164H166L168 161H169V159H170V156L167 154ZM163 157V156H162ZM185 158V157H184ZM208 159H210V160H212L213 161V163L210 165V166H208V167H211V166H213V164L216 162V160H214V159H211L210 157H207ZM123 160H121V159H119L118 160V163H123L122 162ZM155 161H159L158 159H157V157H156V159H154L153 160V162H155ZM185 161V160H184ZM215 161V162H214ZM152 161L150 162V163H147L146 162V164L144 165V166H140L139 168H136L135 170H131L130 171V173H127L128 171H129V168H127L126 167V164H124L125 165V168H124V174L126 175V176H128V175H130V174H132L133 172H135L137 169H140V168H145V167H147L148 165H150L151 163H153ZM118 163H116V164H118ZM208 167H205V168H208ZM184 169H185V166L183 167ZM205 168H203V169H205ZM75 174L76 175H78L77 174V172H75ZM74 174V175H75ZM87 175H88V173H87ZM155 176V175H154ZM153 176V177H154ZM207 176H212L214 179H215V177L213 176V175H211L210 173H207L206 174V180H207ZM73 177H75V176H73ZM76 177H80L81 178V176H76ZM79 178V179H80ZM71 179H72V177H71ZM76 181V180H75ZM77 182H78V184H77V187L76 188H74V189H80L82 186H81V184L82 183H84V182H81V181H78V179H77ZM139 182L141 183V184H144L143 182H141V181H138L137 182V184H139ZM185 182V181H184ZM215 182H216V179H215ZM206 183H207V181H206ZM208 184V183H207ZM215 184V183H214ZM209 185V184H208ZM79 186H81V187H79ZM185 187H186V183H185ZM91 188V187H90ZM87 192H89L90 193V189L87 191ZM91 195H92V193H90ZM147 193H145L144 195H143V197H145V196H147L146 195ZM96 195V194H95ZM96 197V196H95ZM151 197V201H150V198ZM154 197V199H156V198H158V197H160L161 199H162V204L159 206V209H160V207H162V209H160V211H163V212H165V213H167V218H171V216H173V215H171V216H169L168 214H169V212L170 211H172V210H164L165 208L163 207V205L165 204V197L166 196H164V195H162V194H151V195H149L148 196V199H149V202L151 203L152 201H153V198ZM136 201V200H135ZM135 201L133 202V203H135ZM177 201V200H176ZM187 203H188V197H187V200L185 201V204H184V207H185V211L184 212H186L187 210ZM177 205H180L179 203H177ZM153 206V205H152ZM152 206H151V211H152ZM196 206H197V204L195 205V207H193V208H191V212H190V214L189 215H187V214H185V216L183 217V218H185V224L186 225H188V229H187V231H185V232H179L178 234H177V237H178V239L176 240V241H170L169 239H167L169 242L168 243H166L163 239H161V252H162V256L160 257V262H159V264H162V262H161V260L162 259H164V258H168V259H171V258H174V257H176V256H174V255H178V256H180V259L179 260H177V261H175L174 263H172V264H180V263H188V261H189V259H190V257H191V254H192V252H193V250L195 249V245H196V243H198L199 245H200V247H201V251H198L199 253H197V252H194L195 254H196V256L192 259V260H190V262L188 263V264H192V263H194V262H196L197 260H196V258L198 257V255L199 254H201V255H208L212 260H214L215 262H216V264H218V262L214 259V258H212L209 254H207V252H204L203 251V247H202V239H201V237L199 236V235H203V234H207L211 239H214V240H216L220 235H222L223 237H226V238H229V239H233V240H235L236 241V243L237 244H243V245H245V246H247L248 247V252H249V247H250V243L248 242V243H245V242H243L241 239H238V237L236 236V237H231L230 235H228L226 232H224L222 229V227H220V226H218V225H215L216 223H212V219L213 218H217L218 220H222L223 218H228V217H217V216H215V217H209V216H204L202 219H201V221H199L198 223H195L194 222V210H195V208H196ZM108 212H109V209L107 210ZM151 211L149 212V214L151 213ZM147 216H148V214H147ZM169 216V217H168ZM126 217V216H125ZM148 218V217H147ZM229 219V218H228ZM169 220V219H168ZM168 220H165L168 224H170V222L168 221ZM230 220V219H229ZM231 221V220H230ZM231 223H232V221H231ZM232 225H233V223H232ZM168 227H169V225L166 227V228H164V229H159L158 228V231L159 230H161L162 231V233L164 234V231L165 230H167L168 229ZM193 228H197V229H201V228H207L208 230L207 231H198V232H195L193 235H191L190 233H191V230L193 229ZM233 228H234V225H233ZM221 230L222 232H219L218 230ZM234 230H235V228H234ZM129 231H131V232H134L133 230H131V229H129ZM263 232V231H262ZM236 233H238V234H240V235H243L245 238H247V239H249V241H250V237H252V236H245L244 234H242V233H240V232H238L237 230H235V232L233 233V234H236ZM185 235V237H184V239H182V240H180V238H179V235ZM165 235V234H164ZM166 236V235H165ZM143 239V238H142ZM159 240V239H158ZM194 240V241H193ZM184 242V244H183V242ZM191 241H193L192 243H190ZM201 241V242H200ZM144 242V241H143ZM175 242V244H178V243H182V248L181 249H177V250H175V252H173L171 255H166V254H164V252H165V248L166 247H168L169 245H171L172 243H174ZM164 244V245H163ZM133 246L134 245H136V243H134V244H132ZM144 246H145V243H144ZM149 247V246H148ZM163 247H164V250H163ZM205 248V247H204ZM255 248V247H254ZM253 248V249H254ZM252 249V250H253ZM179 250V251H178ZM206 250V249H205ZM178 251V252H177ZM253 252H254V250H253ZM251 253L249 254V259L248 260H250L251 262H253L252 261V258H251ZM258 255V254H257ZM256 255V256H257ZM258 256H263V255H258ZM144 257V256H143ZM255 259H256V257H255ZM254 259V260H255ZM247 260V261H248ZM247 261H245V262H247ZM251 264V263H250Z\"/></svg>",
	"mask_w": 264,
	"mask_h": 264
},
{
	"label": "water",
	"instance_id": "95a60500",
	"mask_svg": "<svg viewBox=\"0 0 264 264\" xmlns=\"http://www.w3.org/2000/svg\"><path fill=\"white\" fill-rule=\"evenodd\" d=\"M38 73L48 74L50 72L38 71ZM263 101H264V80L254 89V91L250 95V98H249L248 103H247L246 112H245L246 124H245V128L243 131L244 135L248 139L249 149H250L251 153L253 154L255 159L261 164H264V134L261 131V124H260L258 115H259V107L261 106ZM223 115H225V114H223ZM129 171H131V168H129ZM71 181H75V178H72L71 180H67L66 185H72ZM83 190L88 191V188L83 187ZM83 190H82V192H83ZM53 198H54V200H59L57 196H53ZM60 200L62 201V204L68 206V208H69L68 210H70V209L72 210V205H73L72 200H69L66 195H63L62 199H60ZM48 207H50L51 215H53V213L55 212V207L53 206V203L48 204ZM152 208H153V206H152ZM71 213L74 214L73 210L71 211ZM6 217L10 218V221H12V222L14 221V219H12L10 214H8ZM95 218L96 219L92 221V226L97 224V221H98L97 216H95ZM164 218L166 220L167 215ZM165 223L167 226L169 225L167 222H165ZM79 224L83 228H86L89 226V222L84 218L79 222ZM159 229H161V228H159ZM161 230L158 231L160 238L163 239L166 243H168L169 241L166 239V236L162 233ZM128 232H129V230H128ZM28 240H29V238L26 239V241H28ZM86 240L88 242L87 243L88 247L85 248L84 242H82V240L79 241L77 238L75 245L72 246V252H76L77 249L81 250L83 248H85V250L88 253L95 251L96 249L90 248V246L92 244L89 241V235H87ZM98 240H99V237L97 236L94 239V242L96 243ZM95 243H94V245H95ZM2 244H5L4 240H2ZM0 250H2V249H0ZM54 255L56 257H60L61 252H56ZM6 257H7V259H9L10 255L6 254ZM69 259H70V255H67L66 260H69ZM250 263H251L250 260H248L247 262H244V264H250ZM82 264H88V262L84 261ZM192 264H195V262Z\"/></svg>",
	"mask_w": 264,
	"mask_h": 264
},
{
	"label": "crops",
	"instance_id": "0c3cea01",
	"mask_svg": "<svg viewBox=\"0 0 264 264\" xmlns=\"http://www.w3.org/2000/svg\"><path fill=\"white\" fill-rule=\"evenodd\" d=\"M48 2H50V1L48 0ZM83 2H85V1L83 0ZM101 2H102V0H97V1H96V3H97L96 8H99V6H102V5H101ZM51 3H54V2H51ZM24 5H25V4H24ZM33 6H34V5H33ZM74 6H81V7H82V5H81L80 3H77V4H75ZM74 6H71V7H74ZM27 7H28V6H27ZM34 7H36L37 9H39V10H41V11H42V10H46L45 8H42V7H40V6H36V5H35ZM117 7H119V6H117ZM117 7H114V8H117ZM67 8H68V7H67ZM82 8H83V7H82ZM110 9H111V8H110ZM110 9H109V10H110ZM48 10H54V9L51 8V9H48ZM101 10H102V8H101ZM109 10H108V11H109ZM34 13H35V12H33L32 15H35L36 18H39V17H40L37 13H35V14H34ZM106 13L108 14V12H106ZM103 16H104V15H103ZM104 17H106V16H104ZM88 24H89V23H88ZM17 30H19V29H16L15 32H11V33L7 36V38H8L10 35H18V36H21L22 38L25 39V37L23 36V33H24V32H29V31H31V30H33V29H29V30H28V28H27V30H24V29H23L22 34H18V33H17ZM35 30H37V29H35ZM37 31H38V30H37ZM48 32H50V31H48ZM38 33H39V34H42V33H40L39 31H38ZM130 36H131V35H130ZM25 40H26V39H25ZM26 42H27V40H26ZM27 43H28V42H27ZM9 53H10V52H9ZM10 54H11V53H10ZM15 54H16V53H15ZM12 55H14V54H12ZM0 62L4 63V64L6 65L5 62H3V61H0ZM13 66H14L15 68H17V69L20 67V65H19L18 63H14ZM38 71H41V70L25 71V72L17 71V74H18V73H26V72H27V73H31V72H38ZM41 72H42V71H41ZM43 72H45V71H43ZM47 72H52V69L49 70V71H47ZM17 74H16V75H17ZM16 75H15V76H16ZM15 76H13V77H15ZM4 84H5V83H4ZM201 128H202V127H201ZM202 129H203V128H202ZM204 129H205V128H204ZM170 136H173V134H171ZM172 140H174V136H173V139H172ZM169 141H170V140H169ZM172 144H173V141H172ZM157 147H158V146H157ZM167 147H168V148H167ZM167 147H166L167 150L165 151V149H166V148H165V149L163 150L162 153H157V152H155L154 155H153V154H152V155H151V154H150V155L147 154L146 157L149 156L150 159H155L154 157H159V156H163V158H164V155H167V154H168L169 156H171V154H172V152H173V150H174V145H170L169 142H168V146H167ZM164 151H165V152H164ZM136 155H137V154H136ZM137 156H139V155H137ZM141 157H145V156H141ZM210 158H212V157H210ZM153 163H154V162H153ZM154 164H155V163H154ZM155 165H157V164H155ZM154 167H155V166H153L152 169H154ZM183 169H184V168H183ZM181 177H182V176H181ZM182 179H183V178H182ZM184 184H185V182L183 181V182H182V185H184ZM156 191H157V190H156ZM156 194H158V192H157ZM164 200H165V199H164ZM195 201H196V204L198 205V200H197L196 197H195ZM172 202H174V201H173V200L169 201V203H171V204H172ZM179 206H182V205H179ZM170 210H171V209H170Z\"/></svg>",
	"mask_w": 264,
	"mask_h": 264
},
{
	"label": "snow or ice",
	"instance_id": "6c2138e0",
	"mask_svg": "<svg viewBox=\"0 0 264 264\" xmlns=\"http://www.w3.org/2000/svg\"><path fill=\"white\" fill-rule=\"evenodd\" d=\"M122 35H123V33H122ZM29 147H31V145H29ZM140 163L143 164L144 161H141ZM19 175H20V179H21V181H23V173L21 172ZM28 175L31 176L32 174H31V173H28ZM5 195L7 196L8 194L6 193ZM45 195H47V196H51L52 193H51V191H47V192L45 193ZM37 196H39V193H37ZM61 199H62V197H61ZM88 202L91 203L92 201H88ZM49 211L51 212V209H49ZM63 211L66 213L68 210H67V208H65V209H63ZM80 211H83V209H81ZM77 215H79V212H77ZM60 219H62V217H61ZM90 219H91V220H95L96 218L93 216V217H91ZM59 222H60V220L57 219V220H56V223L58 224ZM25 227H27V225H25ZM5 235H7V233H5ZM25 235H27V234L25 233ZM19 239L23 240L24 237H23V236H22V237H19ZM29 242H31V241H29ZM4 243L7 244V240H5Z\"/></svg>",
	"mask_w": 264,
	"mask_h": 264
}]
</instances>
